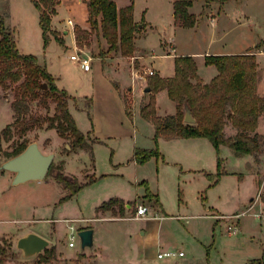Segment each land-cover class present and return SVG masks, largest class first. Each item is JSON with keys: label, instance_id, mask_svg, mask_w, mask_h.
<instances>
[{"label": "rangeland", "instance_id": "rangeland-1", "mask_svg": "<svg viewBox=\"0 0 264 264\" xmlns=\"http://www.w3.org/2000/svg\"><path fill=\"white\" fill-rule=\"evenodd\" d=\"M54 1L51 29L63 43L51 37L44 47L39 12L31 0H0V14L14 31L18 50L34 54L69 94L70 111L91 150L73 148L70 139L45 127L20 133L13 125L10 134L3 133L14 120L13 93L0 89V163L23 138L37 141L44 153L54 152L39 181L13 184L9 178L13 173L0 169V264H246L261 256L264 213L262 217L254 213L264 211V144L255 160L235 155L226 145L217 153L206 137L155 142L152 124L137 108L133 114L129 111L133 66L154 69L144 76L149 86L150 77L173 73L174 55L248 53L256 64L255 93L263 108L255 130L264 136V0H192L189 11L196 24L191 28L174 25L173 0H114L118 9L133 3L134 50L126 55L111 48L100 32L90 30L87 0ZM77 27L88 31L78 43ZM77 51L90 57L89 72L70 58ZM138 54L144 59H136ZM196 55L202 68L201 54ZM140 84L136 80L133 87ZM142 94L145 104L155 98L151 87ZM166 101L158 96L160 113ZM30 108L36 115L51 116L55 103L33 101ZM225 133L234 134L230 123ZM136 148L159 153L138 162ZM217 155L222 160L220 174H216ZM57 174L68 180L75 177L81 187L71 191L55 179ZM255 196L258 201L249 210ZM118 197L128 200H122L127 204L123 214L119 203L112 207L114 212L96 208ZM142 205L147 215L136 218V208ZM70 225L77 230L92 226L95 246L82 250L79 239L69 246ZM229 226L237 230L229 233ZM28 228L50 232L46 235L52 242L46 248L55 249L48 262L38 255L22 257L16 242L19 230ZM166 250L183 255L157 257Z\"/></svg>", "mask_w": 264, "mask_h": 264}, {"label": "trees", "instance_id": "trees-1", "mask_svg": "<svg viewBox=\"0 0 264 264\" xmlns=\"http://www.w3.org/2000/svg\"><path fill=\"white\" fill-rule=\"evenodd\" d=\"M31 1L39 12L44 47L50 42L51 37L63 43V39L51 29V15L56 12V2ZM86 4L90 30L100 32L111 48L120 49L125 55L131 53L134 50L132 33L135 28L132 22L133 3L121 9L117 8L114 0H87ZM191 5L192 0H173L175 26L191 28L196 24L195 15L189 11ZM87 32L76 28L77 43ZM205 63L214 65L217 69V74L209 82L200 79L196 62L191 55H179L174 58L173 76L156 75L149 78L151 91L155 93L165 89L176 105L175 113L165 116L157 114L154 96L141 107L142 117L154 126V141L157 142L159 138L206 137L217 153L221 145H226L237 156L248 155L257 160L264 144L261 142L264 136L255 129L263 108L259 105L261 97L255 93L256 64L253 55L248 53L206 55ZM42 82L46 83L47 88L39 91ZM0 89H11L13 93L11 107L14 120L5 127L3 133L10 134L13 125L19 127L20 133L45 127L55 129L62 138L70 139L73 148L91 150L86 136L77 127L69 111V94L56 85L55 78L34 54L21 53L18 50L14 31L5 24L2 15H0ZM48 100L55 103L53 115L43 117L32 113L31 102L38 101L46 105ZM186 106L195 118L194 123L183 120ZM228 123L234 129L232 135L225 133V126ZM28 143L29 141L24 138L15 143L6 157L18 154ZM158 153L154 149L136 148L134 158L138 162H143ZM221 163L222 160L217 155L216 174L222 173ZM55 179L73 192L81 187L75 177L68 180L64 175L57 174ZM67 197L68 195L63 196L62 199ZM116 203L121 205L119 212L123 214L124 203L119 198H110L102 202L97 209L112 210ZM54 249L45 248L38 257L48 262L54 255ZM246 264H264V251L261 256L249 260Z\"/></svg>", "mask_w": 264, "mask_h": 264}, {"label": "water", "instance_id": "water-1", "mask_svg": "<svg viewBox=\"0 0 264 264\" xmlns=\"http://www.w3.org/2000/svg\"><path fill=\"white\" fill-rule=\"evenodd\" d=\"M47 88L42 82L39 91ZM147 87L145 91H149ZM183 120L187 123H194L190 109L186 106ZM54 158V152L44 153L37 141H31L18 154L7 158L0 163V169L13 173V184H19L28 180H42L46 176ZM93 228H84L78 231L81 249L91 248L94 244ZM49 244V241L35 232H29L17 239L16 246L25 259L35 258Z\"/></svg>", "mask_w": 264, "mask_h": 264}, {"label": "crops", "instance_id": "crops-1", "mask_svg": "<svg viewBox=\"0 0 264 264\" xmlns=\"http://www.w3.org/2000/svg\"><path fill=\"white\" fill-rule=\"evenodd\" d=\"M1 15V14H0ZM17 45V44H16ZM75 46V45H74ZM196 54H201V55H199L201 58H202V68H200L199 67V62H198V60H196L197 59V55ZM214 54H244V53H242V52H240V53H231V52H229V51H216V50H214V51H205V52H203V53H196V52H187V53H183L182 55H191V56H193V58H194V60H195V62H196V66H197V73H198V75H199V77H200V79L203 81V82H209L216 74H217V69H216V67L214 66V65H206V63H205V57H206V55H214ZM72 55V54H71ZM149 55H151V56H153L154 55V52H151V54H149ZM176 56H179V55H174V58L176 57ZM136 57V59H144V57H145V55H142V54H138V55H136L135 56ZM71 58V57H70ZM93 59H97V58H93ZM74 60V59H73ZM101 61V60H100ZM79 65H80V68L84 71V72H89L90 70H91V67L89 68V70H84L83 69V67H82V65H81V63H79ZM173 66H174V64H173ZM151 69V68H150ZM132 70V69H131ZM152 70H154V69H152ZM158 73H159V71L158 70H156ZM160 74V73H159ZM162 77H171V76H173L174 75V69H173V73L171 74V75H168V76H163L162 74H160ZM131 79H132V90H133V104L131 105V108H130V111L129 112H131L132 114L134 113V109L135 108H137V112H139V114L141 115V113H140V109H141V107L143 106V105H145V99L143 98V94H142V92H144L145 91V89L147 88V87H149V86H147L146 84H144V79L145 78H132L131 77ZM136 80H140L141 81V84H140V86L137 88V87H133V82L134 81H136ZM150 88V87H149ZM145 92H148V91H145ZM159 95H162V97L164 98L165 97V99L167 100L166 101V103H165V106H166V108L164 109L165 111L163 112V113H160V106H159V104H158V96ZM155 99H156V112H157V114H159V115H161V116H165V115H167V114H174L175 113V111H176V105H175V102L173 101V100H171L170 98H169V96H168V93H167V91L165 90V89H162V90H159V91H157V92H155ZM68 107H69V103H68ZM126 107V106H125ZM69 111H70V107H69ZM127 111H128V109H127ZM71 112V111H70ZM72 114V113H71ZM148 121V120H147ZM150 122V121H149ZM151 123V122H150ZM152 124V123H151ZM152 126H153V124H152ZM153 129H154V126H153ZM176 138H180V137H176ZM196 138V137H195ZM159 139H165V138H159ZM171 139H174V138H171ZM222 146V145H221ZM246 156H248V155H246ZM250 157V156H249ZM250 162V161H249ZM251 165V164H250ZM9 172V171H8ZM10 173V172H9ZM12 173V172H11ZM264 176V175H263ZM13 176H11V174H10V176H9V178L11 179ZM39 181V180H38ZM119 198V197H118ZM119 199H121V200H123V201H128V200H126V199H123V198H119ZM250 206L248 207V209L250 210L251 208H252V206L253 205H255L256 203H257V201H258V199L256 198V196L255 197H251V199H250ZM101 204V203H100ZM99 204V205H100ZM125 205H127L126 203H124ZM252 204V205H251ZM98 205V206H99ZM98 206H96V208L98 207ZM127 207V206H126ZM261 208V207H260ZM263 213H264V211H263V208H261L260 209V211L259 212H256V213H254L256 216H258V217H262V215H263ZM140 218V217H139ZM66 220H71V219H66ZM90 228H93L92 226L90 227ZM93 230H94V232H95V229L93 228ZM29 232H35V233H37V234H39V235H41L42 237H44V238H46L49 242H52V239H50V237H48V235H46V234H49L50 232L48 231V230H46V231H43V232H40V231H37V230H35V229H32V228H28V229H23V230H19V237H21V236H23V235H25V234H27V233H29ZM93 238H94V234H93ZM93 246H95V242H94V244H93ZM92 246V247H93ZM166 251H168V250H166ZM171 251H173V250H171ZM160 252V251H159ZM176 252V251H175ZM183 255V254H182ZM182 255H178V256H182ZM158 257V256H157ZM162 258H164V257H162ZM162 258H160V259H162Z\"/></svg>", "mask_w": 264, "mask_h": 264}, {"label": "built area", "instance_id": "built-area-1", "mask_svg": "<svg viewBox=\"0 0 264 264\" xmlns=\"http://www.w3.org/2000/svg\"><path fill=\"white\" fill-rule=\"evenodd\" d=\"M67 23H68V25H72L71 19L68 18ZM70 57H71V59L78 60L81 63L84 70H89V68L91 67L90 57H88L86 55H81L78 51H77V53L72 54ZM153 73H154V70H152V69L142 70V69H139V68H136L133 66L132 70H131V77L132 78H144L145 75H151ZM240 214L243 215L244 212H242ZM146 215H147V207L146 206L142 205V206H138L136 208V211H135V217L136 218L145 217ZM69 227H70V230H69L68 245L72 247L75 245V239H79V235H78L79 230L73 228L72 225H70ZM230 228L231 227L229 226V229ZM236 230H237V228L234 227V228L229 230V233L235 232ZM182 254H183L182 251L175 252V251L168 250V251L158 252L157 256H158V258H162V257H173L176 255H182Z\"/></svg>", "mask_w": 264, "mask_h": 264}]
</instances>
